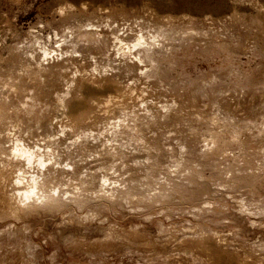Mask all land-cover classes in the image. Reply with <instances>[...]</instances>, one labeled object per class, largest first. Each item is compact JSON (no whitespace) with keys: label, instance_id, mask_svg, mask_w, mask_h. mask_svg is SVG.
I'll return each mask as SVG.
<instances>
[{"label":"clouds","instance_id":"1","mask_svg":"<svg viewBox=\"0 0 264 264\" xmlns=\"http://www.w3.org/2000/svg\"><path fill=\"white\" fill-rule=\"evenodd\" d=\"M57 14L63 16L64 9H58ZM44 28L45 25L39 24L29 31L28 38L19 45L21 49H30L26 53L29 63L16 71L15 79L10 77L0 86V93H3L0 96V205L3 207L0 236L13 241L7 247L19 254L20 264H207L198 247H182L186 241L203 240H211L233 252L237 264H264V144L255 156L235 160V167L224 173L223 180L228 183L215 185L213 192V196L224 193L222 198L203 196L197 205L183 211L172 212L163 206L174 184L183 182L192 187L186 179L191 174L186 160L188 149L178 140L165 146L169 157L159 168L152 167L149 158L138 161L149 167L137 181H128L129 173L124 171V166L120 171L111 165L92 172L82 168L77 173V162L66 158V153L84 142L100 144L101 151L119 148L137 152L141 149L133 145L142 146L145 141L128 138L129 133L136 132V109L111 114L110 119L97 126L98 131L77 132L66 120L61 122L62 117L54 116L49 125V128L57 126L53 134L33 135L31 118L42 114L47 106L41 109L34 87L18 88L17 85L22 80L27 84L39 82L43 85L49 64L81 56L77 46L70 43L73 39L71 29L65 28L62 32L53 29L44 34ZM133 28L134 31L124 25L112 37L117 58L139 65L138 74L147 79L152 78L151 73L162 70L188 75L187 66L177 55L181 49L176 45L181 41L168 38L170 27L163 22L153 24L140 20ZM177 34L181 40L203 37L213 41L207 54L208 67L197 73L199 78H193L189 85H198L202 99L207 100L210 94L228 95L240 87L248 73L244 65L235 62L230 52L233 37L227 30L217 33L185 26L179 28ZM127 36L132 38H122ZM89 59L93 66L85 72L74 64L64 69L67 78L52 92L54 110L58 113L67 111L78 78L107 73V69L98 70L94 57ZM220 73H224L223 78ZM133 83L130 81L128 87ZM214 86H221V90L211 93ZM18 96L23 98L18 99ZM137 99L138 108L149 116H152L149 105H154L164 115L179 107L174 98L163 103L142 97ZM13 100L16 103H12ZM112 104L109 100L103 107L107 110ZM212 107L219 106L213 101ZM103 114L109 115L107 111ZM218 117L219 112H216L210 119ZM195 119L202 118L197 115ZM174 135L169 134L170 137ZM255 138L264 139V124L256 129ZM62 140L63 145L60 144ZM215 148V143L209 141L201 151L210 152ZM98 157L99 153L90 159ZM113 206L135 218V222L122 227L112 219ZM41 214L56 218V230L42 237L40 229L31 232L21 224L22 219ZM173 216L177 219L180 216L215 219L204 224L193 225L186 220L174 225L171 223ZM234 217L242 219L243 227L236 224ZM148 225L153 227V244L174 241L171 251L155 252L151 245L137 243ZM142 248L149 250L142 252ZM43 249H47L46 254Z\"/></svg>","mask_w":264,"mask_h":264},{"label":"rangeland","instance_id":"2","mask_svg":"<svg viewBox=\"0 0 264 264\" xmlns=\"http://www.w3.org/2000/svg\"><path fill=\"white\" fill-rule=\"evenodd\" d=\"M61 8L65 13L63 16L57 14ZM140 20L153 24L163 22L172 29L168 38L181 41L176 45L181 49L177 55L187 66L188 75L162 70L151 73L152 78L147 79L138 74L139 65L115 56L112 37L124 25L134 31L133 25ZM39 24L45 25L44 34L53 29L61 32L65 28L71 29L73 39L70 43L77 46L76 50L81 56L79 59L69 58L49 64L43 85L39 82L27 84L23 80L17 85L18 88L34 87L41 101V109L47 106L42 114L31 118L33 135L53 134L57 126L51 125L49 128V125L54 116L62 117L61 122L66 120L77 132L89 129L98 131L97 126L110 119L111 114L136 109V132L129 133L128 138L145 141L142 146L133 145L141 149L137 152L119 148L101 151L100 144L84 142L66 153V158L77 162V173L82 168L92 172L111 165L120 171L124 166V171L129 173L128 181H137L149 167L137 162L149 158L153 162L152 167L159 168L169 157L165 146L172 140H178L188 149L186 160L191 174L186 179L192 187L183 182L174 184L163 206L172 212L183 211L197 205L203 196L222 198L224 193L213 196V192L215 185L228 183L223 180L224 173L230 167H235V160L255 156L261 144H264V139L255 138L256 129L264 124V0H0V86L10 77L15 79L16 71L29 63L26 53L30 49H21L19 45L28 38L29 31ZM185 26L211 29L217 33L227 30L230 33L233 37L230 52L235 62L244 65L248 73L239 88L224 96L210 94L204 100L198 94V85L189 86L193 78H199L197 73L208 67L207 54L213 41L203 37L181 40L177 30ZM90 56L95 58L98 70L107 69V73L78 78L67 111L58 113L54 110L52 92L58 90L67 78L64 69L74 64L85 72L93 66ZM220 76L223 78L224 73H220ZM130 81L134 83L128 87ZM220 90L221 86H214L210 92ZM131 92L135 95H130ZM138 97L158 103L174 98L179 107L164 115L154 105H149L148 111L152 113L149 116L138 108ZM109 99L113 104L106 110L103 106ZM213 101L218 108L212 107ZM12 103H16V100ZM106 111L109 115L103 114ZM216 112H219L218 119H210ZM161 115H164L163 119ZM197 115L202 119H195ZM170 133L175 135L170 137ZM209 141L215 143V150L202 152L201 148ZM60 144L63 145L64 141H60ZM97 153L98 158L90 159ZM111 211L112 219L122 227L135 222V218L128 217L115 206ZM2 212L0 205V214ZM159 219L163 222L162 217ZM214 219H192L187 216L177 219L173 216L171 223L178 225L187 220L195 225ZM234 220L243 227L241 218L234 217ZM55 221L54 216L41 214L22 219L21 224L31 232L40 229L42 237L56 230ZM10 243L13 241L0 236V264H20L19 254L8 250ZM137 243L151 245L152 251L160 253H167L174 246V241L153 244L151 225L145 226ZM182 247H198L199 254L207 260V264H237V256L233 252L217 246L211 240L186 241ZM148 250L141 249L142 252ZM43 252L46 254L47 249H43Z\"/></svg>","mask_w":264,"mask_h":264},{"label":"bare ground","instance_id":"3","mask_svg":"<svg viewBox=\"0 0 264 264\" xmlns=\"http://www.w3.org/2000/svg\"><path fill=\"white\" fill-rule=\"evenodd\" d=\"M109 100H111V99H109ZM109 100H108V101H109ZM106 102H107V101H106Z\"/></svg>","mask_w":264,"mask_h":264}]
</instances>
